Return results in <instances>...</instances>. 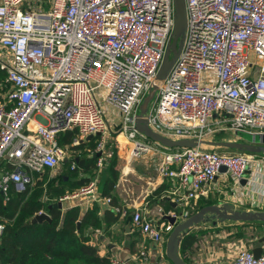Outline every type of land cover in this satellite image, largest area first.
Listing matches in <instances>:
<instances>
[{
	"label": "built area",
	"instance_id": "1",
	"mask_svg": "<svg viewBox=\"0 0 264 264\" xmlns=\"http://www.w3.org/2000/svg\"><path fill=\"white\" fill-rule=\"evenodd\" d=\"M185 8L184 39L170 71L157 81L149 126L171 138L206 139L224 121L256 141L264 133V0H185ZM173 22V0H0V48L11 53L10 62L0 56L8 82L0 92L4 201L27 192L37 172L53 170L67 157V145L58 142L62 131L77 130L72 144L99 134L95 150L102 152L108 134L98 87L122 113L117 129L130 144L128 160L146 152L157 155L158 175L169 182L167 194L176 202L170 214L178 220L209 195L218 174L228 173L235 184L246 169L251 172L252 153L201 144L167 147L134 127L139 103L156 82ZM221 165L226 171H219ZM77 194L110 206L111 197L101 195L96 178L71 196ZM111 207L119 214L128 209ZM132 221L158 244V258L149 264H172L165 244L173 224L148 217L139 207ZM4 229L1 218L0 237ZM137 255L146 258L147 249ZM106 264L125 260L112 257ZM227 264H264V244L258 256L243 247Z\"/></svg>",
	"mask_w": 264,
	"mask_h": 264
},
{
	"label": "trees",
	"instance_id": "2",
	"mask_svg": "<svg viewBox=\"0 0 264 264\" xmlns=\"http://www.w3.org/2000/svg\"><path fill=\"white\" fill-rule=\"evenodd\" d=\"M4 74V70H0V92L8 87ZM76 134L77 130L74 128L64 130L58 135V142L67 145L74 154L62 159L64 169L57 182L48 181L49 169L46 168L36 173L34 189L27 196L26 192L21 195L15 194L4 201L0 194V219H5V229L0 237V264H106L109 261L108 256L99 254L98 247L89 241L84 229L87 226L99 227L102 221L111 223L119 218V211L115 212L111 207L121 206L114 189L117 175L114 168L116 163L114 149L109 156L108 165L104 164V171L101 172L98 181L101 195L111 197V208L104 209L102 217L98 214L99 206L96 203L83 213H80L78 205L70 206L64 211L58 206L47 209L48 202L65 194L68 189L81 186L95 175L98 159L95 146L100 135L95 134L78 144H72L71 141ZM168 188L169 182L163 179L145 196V200L148 204L157 201L168 195ZM44 191L52 196L47 202L40 198ZM204 201L197 203L195 208L212 202ZM44 206L50 213V220L27 222L30 216ZM185 244L184 241L180 249V255L184 260Z\"/></svg>",
	"mask_w": 264,
	"mask_h": 264
},
{
	"label": "crops",
	"instance_id": "3",
	"mask_svg": "<svg viewBox=\"0 0 264 264\" xmlns=\"http://www.w3.org/2000/svg\"><path fill=\"white\" fill-rule=\"evenodd\" d=\"M105 139L107 140V138ZM112 150V146L110 147L107 144L102 152L99 151L97 153L98 159L95 174L98 178H101L102 174L101 170L99 172V165L102 161L105 165H108ZM253 159L254 162L250 168L251 172L243 176L247 178L245 183L238 181L233 186H229L225 184V178L228 177V173L218 174L212 182L213 189L209 195L206 197L201 196L197 203L205 202L204 200H211V203L222 200L234 203L235 207L240 210H264V159L255 156ZM157 162L158 159L156 160V165ZM124 166L126 167V164ZM132 166L136 168L135 165ZM162 181L163 178L157 172L153 185L148 192L143 194L140 199H134L133 201L127 200L123 194L116 190L114 185L120 205L128 206L125 214L120 213L119 218L111 223L102 221L99 227L87 226L84 229L89 236V241L98 247L99 254L106 255L109 259L112 257L121 258L125 260V264H149L158 258V244L142 234L133 224L132 214L135 207H139L148 217L158 218L162 221L163 214L171 213L176 209L165 198L168 195L159 198L151 204H148L147 200H145V196ZM66 194L68 195V193ZM66 194L52 200L62 201V206L60 207L62 211L70 206L78 205L80 213H83L96 203L99 206L98 214L102 217L104 209L111 208L103 200L91 201L87 194L74 196L69 194V196L65 197ZM63 201H66V203L64 204ZM195 210L197 209L194 208L193 211ZM184 241L186 244L184 245L183 256L187 264H227L238 250L247 247V243L251 249L254 246H263L264 222L257 220H204L193 224L180 234L179 253ZM141 248L147 249L146 258L137 255Z\"/></svg>",
	"mask_w": 264,
	"mask_h": 264
},
{
	"label": "water",
	"instance_id": "4",
	"mask_svg": "<svg viewBox=\"0 0 264 264\" xmlns=\"http://www.w3.org/2000/svg\"><path fill=\"white\" fill-rule=\"evenodd\" d=\"M174 3V22L172 34L167 44L164 54L157 70L156 82H154L148 91L143 96L138 106V112L135 117V128L145 135L147 138L154 141H158L167 147H184V146H195L202 143H209L212 145L225 146L231 149H238L250 152H264V133L259 135L258 139L254 142L248 139H243V136H248L246 132L236 131V134H240L241 140H210V139H199L196 137H179L171 138L163 135L157 131H154L148 124V110L151 105L155 93L158 88L157 81L162 80L170 71L173 66L175 59L180 51V46L183 42L186 28V8L185 0H173ZM180 36L179 46L177 45V39ZM93 136L89 134L87 138ZM142 143V142H141ZM219 171H226V166L221 165ZM249 169H246V173ZM247 178L242 177L240 182H246ZM165 198L170 201L173 207L176 206V202L171 200L169 196ZM52 206H62V201H51L47 203V209ZM164 217L173 224L172 230L169 232L166 244L165 254L166 257L174 264H187L184 258L179 253L180 247V234L191 227L195 223H199L204 220H233V221H249V220H263L264 221V210H240L236 208L234 203L228 201L218 200L214 203L204 204L197 210L191 212L187 217L178 220L175 214L166 213ZM51 216L47 210H41L30 216L27 222H42L43 220H50ZM249 247L248 243L246 244ZM262 246L252 247V251L255 256L261 253Z\"/></svg>",
	"mask_w": 264,
	"mask_h": 264
},
{
	"label": "rangeland",
	"instance_id": "5",
	"mask_svg": "<svg viewBox=\"0 0 264 264\" xmlns=\"http://www.w3.org/2000/svg\"><path fill=\"white\" fill-rule=\"evenodd\" d=\"M50 0H45V3H48ZM177 45L179 46L180 43V36L177 39ZM2 55L1 59L5 60L6 62H10L11 60V53L6 47H1L0 48V56ZM250 57L252 59H255V62L257 65L261 64V58H258L255 56V54L251 51L250 52ZM105 89L103 87H98L95 90L96 97L99 99L100 106L103 108L104 111V116L105 119L107 120V128L105 133H107V144L108 146H112L115 152L116 156V163H115V170L117 172L116 175V190L123 194V196L130 201H133L134 199H140V197L148 192V190L152 187L153 182L155 180L156 174H157V168L156 165V160L158 159L157 156L152 153V152H146L144 154H141L139 156L133 157L130 160H128V155H129V150L131 149L129 142L127 139L123 136V133L118 130V126L121 125L123 116L122 113L119 111V109L108 102L105 99ZM152 101V100H151ZM214 119H219L220 115L218 113L213 114ZM217 126H220L221 129L212 132L210 135H207L205 138L210 139V140H241L240 134H236V131H234L232 128H229L228 122L221 121ZM117 129V130H116ZM249 135L248 136H243V139H248L249 140ZM258 139V138H257ZM106 144V146H107ZM202 147L206 148H213L216 150H234V151H241V152H247L243 150H238V149H229L228 147L225 146H220V145H212L209 143H202ZM251 153V152H249ZM74 154L72 150L70 151L69 149L67 150L66 155L72 156ZM255 157H260L264 159V152H255L252 153ZM111 155V153H110ZM126 164V167L124 166ZM132 165H135L136 168H134ZM131 166V167H130ZM133 167V168H132ZM104 163L103 161L99 165V172L104 171ZM64 169L63 164L60 162V164L54 168L53 170L49 171L48 174V181H53L57 182L60 178V174L62 173ZM103 169V170H102ZM220 175V174H219ZM222 175V174H221ZM104 177V176H103ZM91 178H96L97 179V185L99 178L95 174ZM46 179V180H47ZM234 180L229 177L225 178V184L229 186L234 185ZM34 185H31L28 191L26 192L27 194L31 193V191L34 189ZM44 188L46 187L44 183ZM76 190V187L73 189H68V191L65 192L68 194H72ZM47 192V191H46ZM45 191L40 194V198L44 201L47 202L49 199L52 197L49 194H47ZM33 194V193H32ZM124 202V201H122ZM65 204L66 201H63ZM39 210H46L45 206ZM39 210L37 212H39Z\"/></svg>",
	"mask_w": 264,
	"mask_h": 264
}]
</instances>
